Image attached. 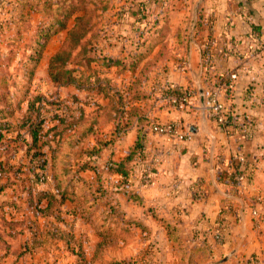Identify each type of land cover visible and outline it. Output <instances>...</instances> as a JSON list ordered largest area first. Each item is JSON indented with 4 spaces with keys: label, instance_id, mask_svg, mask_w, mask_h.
<instances>
[{
    "label": "rangeland",
    "instance_id": "374dc122",
    "mask_svg": "<svg viewBox=\"0 0 264 264\" xmlns=\"http://www.w3.org/2000/svg\"><path fill=\"white\" fill-rule=\"evenodd\" d=\"M165 3L0 0V264H178V237L148 239L125 201L133 178L150 182L152 108L172 94L154 88L158 58L178 53L142 46L132 28L178 23ZM76 24L84 36L53 79L50 58ZM255 64L261 72L246 78L255 106L232 114L245 123L233 143L243 182L264 191V62ZM130 151L140 156L127 175L108 169Z\"/></svg>",
    "mask_w": 264,
    "mask_h": 264
},
{
    "label": "crops",
    "instance_id": "0c3cea01",
    "mask_svg": "<svg viewBox=\"0 0 264 264\" xmlns=\"http://www.w3.org/2000/svg\"><path fill=\"white\" fill-rule=\"evenodd\" d=\"M165 1L161 10L178 13V23L132 29L138 39L142 36V46L178 47L177 55L158 58L168 63L165 71L164 63L154 70V88L186 91L188 100L173 105L162 96L152 115L154 122H174L190 130L192 138L178 141L152 134L153 150L144 159L150 182L133 178L131 189L137 193L125 198L133 206L127 218L133 225L142 223L148 239L171 243L178 237V264H245L250 258L255 261L249 264H264V191L253 183L218 179L221 171H233L241 152L233 143L235 134L219 127L204 104L209 91L230 114L254 109L246 78L261 72L255 63L264 62V0ZM244 155L247 160L246 151ZM216 230L219 240L213 237Z\"/></svg>",
    "mask_w": 264,
    "mask_h": 264
},
{
    "label": "trees",
    "instance_id": "16d2710c",
    "mask_svg": "<svg viewBox=\"0 0 264 264\" xmlns=\"http://www.w3.org/2000/svg\"><path fill=\"white\" fill-rule=\"evenodd\" d=\"M83 36H84V32L82 31L81 28H79V26L77 24L74 25V27H72L68 31L67 38H66L63 46L55 54H53L51 56L50 61H49L50 74L52 75L53 79H59L60 74H61L58 71V76H56L55 73H53V69L60 68L61 66L64 65V63L70 57V48L73 47L74 45H77L79 43L78 41ZM203 54L205 55L206 53L204 52ZM60 71H62V70H60ZM63 72H65V70ZM63 80H65V81L69 80V77H66V79H63ZM166 92H167V94L178 93L180 95L188 96V93L186 91L174 89V88H169L166 90ZM154 123L155 122L153 121L152 125H151V129H152V126L154 125ZM244 125H245V123L242 122L241 120H239L238 116L231 114L230 116H228L227 120L222 125V129L227 130V132H233L234 128H238V127H241ZM137 153L138 152L130 151L126 156H124L123 158H121L119 160H113V159L108 160L106 162L108 169L113 171V172H116L119 175H124V176L127 175L130 171L131 163L135 159H137L138 156H140V155H137ZM235 172H238L237 169H234V171L229 172V173H227V172L224 173L223 171H221L218 179H223L225 177L226 180L235 183V181L233 180V176H234ZM239 172H241L242 175L244 176V173L242 170H240ZM125 191H128V193L126 194L128 197L129 196H136L135 190L131 189V190H125ZM230 192H232V191L230 190Z\"/></svg>",
    "mask_w": 264,
    "mask_h": 264
},
{
    "label": "built area",
    "instance_id": "2783aa9c",
    "mask_svg": "<svg viewBox=\"0 0 264 264\" xmlns=\"http://www.w3.org/2000/svg\"><path fill=\"white\" fill-rule=\"evenodd\" d=\"M235 75H231V77H234ZM166 99H168L170 102L174 104H184L188 100V96L180 95L178 93H172L170 95L166 96ZM204 104L205 106L210 109L211 114L213 115V119L215 120L216 124L221 127L225 121L227 120V113L225 112V107L221 101L218 100V96L215 92H204ZM152 130L160 135L167 136V137H174L178 141H184V140H190L192 138V133L190 130H182L178 127L177 124L174 122H155L152 126ZM237 164L236 169L238 172H235L233 176V180L235 183H242L244 181L243 175L241 172H239L242 168V161L243 158L241 155H237ZM234 171V169H233ZM144 173V176H149V174ZM253 214H257V211L253 210ZM213 237L216 240H219L221 237L220 231L216 230L213 233Z\"/></svg>",
    "mask_w": 264,
    "mask_h": 264
},
{
    "label": "water",
    "instance_id": "95a60500",
    "mask_svg": "<svg viewBox=\"0 0 264 264\" xmlns=\"http://www.w3.org/2000/svg\"><path fill=\"white\" fill-rule=\"evenodd\" d=\"M212 183H213V185L216 187V184H215L214 180H212Z\"/></svg>",
    "mask_w": 264,
    "mask_h": 264
}]
</instances>
